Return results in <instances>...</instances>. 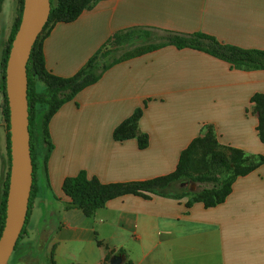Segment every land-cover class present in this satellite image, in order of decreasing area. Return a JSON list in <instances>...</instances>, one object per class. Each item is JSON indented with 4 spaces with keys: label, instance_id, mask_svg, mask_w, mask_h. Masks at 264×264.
Here are the masks:
<instances>
[{
    "label": "crops",
    "instance_id": "crops-1",
    "mask_svg": "<svg viewBox=\"0 0 264 264\" xmlns=\"http://www.w3.org/2000/svg\"><path fill=\"white\" fill-rule=\"evenodd\" d=\"M19 8L20 0H0V54ZM135 26L204 32L264 50V0H102L73 21L50 24L41 38L46 67L73 76L114 33ZM1 77L0 71V209L11 165ZM37 86L45 90L44 83ZM257 93L264 94V69L233 68L194 48L166 45L111 64L53 115L47 174L42 146L37 153L28 225L39 228V240L47 232L48 264H110L116 254L122 264H264V164L237 177L213 206L188 204L192 193H128L88 216L64 190L82 170L103 184L171 174L209 126L221 145L264 155L252 102ZM29 252L17 250L13 264H30L22 261Z\"/></svg>",
    "mask_w": 264,
    "mask_h": 264
},
{
    "label": "trees",
    "instance_id": "trees-1",
    "mask_svg": "<svg viewBox=\"0 0 264 264\" xmlns=\"http://www.w3.org/2000/svg\"><path fill=\"white\" fill-rule=\"evenodd\" d=\"M100 1L102 0H85L81 4H73L67 3L64 0H58L56 3L54 0H51V13L43 31L48 28V25L51 24L50 22L55 15L57 17L53 19L52 23L56 21H73L78 18L85 9L93 8ZM23 6L24 0H20L19 15L7 43L1 77V88L4 95L3 111L8 128L7 147L10 162V108L6 92V64L13 39L21 23ZM135 29H141L145 32V42L143 46L137 50H130L127 54L115 58L108 66H104L96 76L90 79L85 78V75L87 74L86 72L95 63L97 56L103 48L92 56L88 63L77 74L70 77H61L51 73L46 67L43 43L42 39H40L42 33L35 42L27 64L29 129L31 135L30 144L34 168L33 186L26 223L15 250L18 248L29 222V215L36 187L37 170L39 168L37 153L41 146L43 148L41 162L47 174L48 159L54 148L50 131V121L53 115L64 103L73 100L82 89L99 80L103 72L111 64L159 49L166 45H175L178 48H194L205 51L217 58L227 61L233 68L264 69V50L243 48L237 45L224 43L218 40L215 36L204 32L182 33L158 27L135 26L117 31L108 40L107 44L114 39L121 40V38ZM38 82L44 83L45 90L40 91L38 89ZM252 102H254L255 111L259 116V136L264 142V94H255L252 98ZM142 112L143 108L136 111L135 116L132 119L133 123H136ZM215 137L217 138L215 130L211 126L207 127L204 134L198 137L193 144L182 153L178 168L171 174L139 182L103 184L96 178L89 179L86 171L82 170L77 176L68 178L65 181L64 190L66 194L72 198L73 205L81 208L88 216L93 215L94 212L98 208L104 206L108 200L128 193L143 196H149V193L163 196H180L186 193H192L194 196L190 199L188 204H191L193 201H204L207 206L216 205L223 202L231 193L232 185L237 177L247 175L264 164V155L248 154L238 148L226 147L230 151V156L222 158L221 161L229 173L226 177L221 178L215 175H208L196 179V181L207 184L199 191H190L182 187H174L175 183H180L185 180L184 177H186V175L183 174V164L188 151L193 147L202 144L201 142L208 141L210 138L213 139ZM147 143V136L143 135L140 138V147L145 148ZM9 176L10 170L5 181L4 198L0 209V236L3 231L6 217Z\"/></svg>",
    "mask_w": 264,
    "mask_h": 264
},
{
    "label": "water",
    "instance_id": "water-1",
    "mask_svg": "<svg viewBox=\"0 0 264 264\" xmlns=\"http://www.w3.org/2000/svg\"><path fill=\"white\" fill-rule=\"evenodd\" d=\"M51 8V0H24L21 23L6 64L11 166L6 217L0 236V264H8L15 251L29 210L34 168L30 144L27 64L33 46L49 20ZM123 260L122 255L116 254L110 264H122Z\"/></svg>",
    "mask_w": 264,
    "mask_h": 264
},
{
    "label": "rangeland",
    "instance_id": "rangeland-1",
    "mask_svg": "<svg viewBox=\"0 0 264 264\" xmlns=\"http://www.w3.org/2000/svg\"><path fill=\"white\" fill-rule=\"evenodd\" d=\"M55 3L58 0H54ZM67 3L81 4L85 0H64ZM55 15L52 18L55 19ZM52 21L50 23H52ZM50 24L48 25V27ZM45 31H42L41 38ZM40 38V39H41ZM145 42V32L141 29H135L130 31L126 36L120 39H114L110 41L103 50L97 56L95 63L88 69L85 78H93L96 76L103 67L122 55L127 54L130 50H137L143 46ZM8 43V42H7ZM6 46L3 52L0 54V71H3V59L6 53ZM192 149L188 151L183 164V174L186 175L185 180L180 183H175L174 187L185 188L190 191H199L203 186L207 184L196 181V179L215 175L221 178L227 176L228 171L221 163L222 158H227L230 156V151L218 143V138L209 139L208 141L201 142ZM263 165V164H262ZM261 165V166H262ZM258 169V168H257ZM190 186L192 188H190ZM170 191V190H168ZM30 216V215H29ZM30 222V219H29ZM28 222V223H29ZM39 228H33L27 224L25 234L18 245V248L13 252L8 264H13L16 258V251L18 250H29L30 254L28 257L22 259V261H27L30 264H48V261L44 255V240L47 237V232L43 231L40 235V240L37 239ZM31 237V238H29ZM29 238V239H28ZM20 246V247H19Z\"/></svg>",
    "mask_w": 264,
    "mask_h": 264
}]
</instances>
